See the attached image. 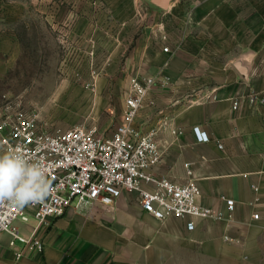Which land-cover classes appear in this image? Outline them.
Instances as JSON below:
<instances>
[{
    "label": "crops",
    "instance_id": "crops-1",
    "mask_svg": "<svg viewBox=\"0 0 264 264\" xmlns=\"http://www.w3.org/2000/svg\"><path fill=\"white\" fill-rule=\"evenodd\" d=\"M158 14L131 67V76L165 82L138 118L144 130L167 122L155 173L185 181L190 162L201 203L221 209L227 195L233 217L195 219L189 229V217L158 220L124 192L111 206L70 207L43 231V252L17 258L0 232V264H264V107L233 103L264 87V0H170ZM174 126L183 133L172 134ZM194 126L209 141H198Z\"/></svg>",
    "mask_w": 264,
    "mask_h": 264
},
{
    "label": "built area",
    "instance_id": "built-area-1",
    "mask_svg": "<svg viewBox=\"0 0 264 264\" xmlns=\"http://www.w3.org/2000/svg\"><path fill=\"white\" fill-rule=\"evenodd\" d=\"M163 49L169 51V46ZM164 84L154 75H132L122 119L110 132H100L96 125L50 131L36 114L6 112L0 124L2 150L20 148L30 160L40 162L52 186L49 197L35 205L0 206V232L10 234L9 245L17 258L33 250L43 252V231L70 207L90 210L98 205L111 206L124 192L136 194L140 207L158 220L189 217V229L195 227V219L233 217L235 200L227 195H221L225 202L221 209L201 203V188L190 162L186 163L185 181L155 173L163 157L158 136L167 122L144 130L138 118L151 91ZM243 102L253 110L264 107V87L233 99L235 106ZM193 131L198 141H209L210 135L200 126H194ZM171 133L180 135L183 129L174 126ZM252 216L259 219L260 214L254 212ZM21 222L31 225L29 233L21 229Z\"/></svg>",
    "mask_w": 264,
    "mask_h": 264
},
{
    "label": "rangeland",
    "instance_id": "rangeland-1",
    "mask_svg": "<svg viewBox=\"0 0 264 264\" xmlns=\"http://www.w3.org/2000/svg\"><path fill=\"white\" fill-rule=\"evenodd\" d=\"M162 9L153 0H0L1 118L21 110L50 131L110 132Z\"/></svg>",
    "mask_w": 264,
    "mask_h": 264
},
{
    "label": "clouds",
    "instance_id": "clouds-1",
    "mask_svg": "<svg viewBox=\"0 0 264 264\" xmlns=\"http://www.w3.org/2000/svg\"><path fill=\"white\" fill-rule=\"evenodd\" d=\"M51 187L45 167L20 148L0 152V206L35 205L49 197Z\"/></svg>",
    "mask_w": 264,
    "mask_h": 264
},
{
    "label": "water",
    "instance_id": "water-1",
    "mask_svg": "<svg viewBox=\"0 0 264 264\" xmlns=\"http://www.w3.org/2000/svg\"><path fill=\"white\" fill-rule=\"evenodd\" d=\"M157 5L161 6V7H167L168 2L170 0H153Z\"/></svg>",
    "mask_w": 264,
    "mask_h": 264
}]
</instances>
